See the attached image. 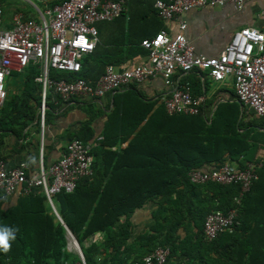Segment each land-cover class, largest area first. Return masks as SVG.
I'll use <instances>...</instances> for the list:
<instances>
[{
  "label": "trees",
  "instance_id": "16d2710c",
  "mask_svg": "<svg viewBox=\"0 0 264 264\" xmlns=\"http://www.w3.org/2000/svg\"><path fill=\"white\" fill-rule=\"evenodd\" d=\"M63 1L49 0L48 4L53 7ZM154 2L125 0L127 16L134 18L141 15L137 21L139 38L133 42V50H139L138 46L142 48L141 41L159 31L160 20L153 9ZM96 48L98 44L86 57L94 59ZM126 60L127 56L117 62L124 63ZM100 64L103 71L99 77L111 62L101 60ZM25 72L21 94L13 96L7 103V109L3 107L0 111V121L1 117H5L4 121L17 124L21 129L25 123H19L20 115L27 117V111L32 108L29 101L39 107L40 99L36 96L40 98L41 90L40 84L35 82L36 69L29 66ZM50 75L54 80L82 78L88 81L81 72L72 75L51 71ZM207 79L211 80L204 73L192 71L183 82L189 84L193 97H202ZM222 104L228 108L217 107L210 118L204 116L202 108L195 116L168 115L162 103L164 115L154 123L159 125L158 133L154 125H150V121L154 120L150 116L144 120L146 123L143 126V131L148 134L143 145L151 149L144 158L147 163L154 162L159 167L123 170L116 167L110 172V178L104 180L108 173L105 167L108 160L104 153L102 162L105 169H98V163L92 161L89 177L80 179L71 193L62 192L51 198L64 226L80 247L83 263L76 253L67 249V232L49 213L43 193L31 192L18 197L9 207L0 202V227L6 226L15 232V239L9 241L10 247L6 251L0 248V264H135L157 247L169 250L170 264H264V197L256 196L264 167L257 173L258 178L250 191L241 199L239 225L232 233L220 234L212 241L204 239V218L210 212H227L235 207L233 198L239 186H196L188 180L190 171L203 170L205 166H216L230 160L236 163L238 169H243L247 161H252L257 140L250 131L244 130L247 125L240 119V104L237 101ZM46 106L44 125L52 116L50 107ZM22 109L26 110L22 112ZM259 125H264L262 119ZM87 126L69 141L88 142L90 130ZM153 133L159 136H153ZM101 144L99 142L98 145ZM98 145L92 148V157ZM155 150L159 153L164 150L168 155L161 158ZM166 162L175 164L167 165ZM149 203L156 204L153 222L144 229L145 232L133 237L131 219L135 212ZM95 233L103 235L101 244L85 245V241ZM132 238L140 246L139 254L130 247ZM131 254H136L132 261Z\"/></svg>",
  "mask_w": 264,
  "mask_h": 264
},
{
  "label": "built area",
  "instance_id": "2783aa9c",
  "mask_svg": "<svg viewBox=\"0 0 264 264\" xmlns=\"http://www.w3.org/2000/svg\"><path fill=\"white\" fill-rule=\"evenodd\" d=\"M225 5L242 11L245 0H155L153 9L159 20L167 24L177 22L174 33L162 29L151 38L142 40L140 46L146 51L144 64L118 69L108 65L95 82L82 78L54 80L50 73L79 74L83 58L98 44L96 24L119 18L126 10L125 0H65L53 7L33 5L34 16L14 13L9 21L5 20L0 6V111L7 99L6 79L12 72L22 74L31 66L37 72L35 82L41 86L38 109L41 128L50 93L58 97L62 105H67L77 99L98 100L127 85L156 77H160L169 88L163 99L166 113L195 116L200 113L204 99L193 97L183 78L197 71L205 73L214 83L231 78L236 101L264 122V19L259 29L235 31L220 55L213 58L196 55L186 38L183 18L189 11ZM100 140L69 141L58 160L47 167L40 160L35 174L28 173L25 162L8 167L0 159V202L40 192L45 195L47 203L52 204L54 195L71 193L80 179L92 174L90 152ZM263 167L264 153L260 161L248 162L240 170H233L228 162H224L188 173L192 185L239 186L233 198L235 207L227 212H210L204 218L205 240L212 241L220 234L233 232L238 225L241 199L250 191L258 178V170ZM135 264H170L169 250L157 247Z\"/></svg>",
  "mask_w": 264,
  "mask_h": 264
},
{
  "label": "crops",
  "instance_id": "0c3cea01",
  "mask_svg": "<svg viewBox=\"0 0 264 264\" xmlns=\"http://www.w3.org/2000/svg\"><path fill=\"white\" fill-rule=\"evenodd\" d=\"M24 1L27 4H17L13 0H0L5 20L9 21L14 13H21L27 17L34 16L33 5L35 6V4L27 0ZM36 2H40L41 6L49 5V0H36ZM28 4L33 7L34 11L29 8ZM263 9L264 0H245L242 11H236L232 5L191 10L183 18L186 23V38L196 55L207 58L217 57L235 31L242 28H261L264 19ZM125 11L124 16L111 23L96 24L98 32L96 54L94 59L88 56L85 58L86 62L85 59L82 61L81 73L88 81L93 82L102 73L101 60L110 61L109 65L117 69L146 62L145 51L139 46V50H133L132 46L133 42H137L139 38L137 21L141 15L131 18L127 16V10ZM176 23L174 21L167 24L159 21V31L168 29L174 33ZM127 26L129 27L127 28ZM126 56L127 60L124 63L117 62ZM25 77L26 72L22 74L12 72L11 76L6 79L7 99L4 104L6 109L10 99L21 94ZM206 82L208 83L202 89V98L204 99L202 110L204 116L211 118L216 103L236 100L231 78L228 77L221 83H214L208 79ZM168 92L169 88L164 85L163 80L156 77L141 83L127 85L113 95H107L98 100L77 99L67 105H62L58 97L50 93L47 105L48 108L50 107L49 111L52 116L50 121L43 124V128L40 125L37 126L39 107L29 101V106L32 107L31 112L27 111L26 118H24L25 114H21L22 117H19V123H25L23 129L17 124H9L4 121L5 117H1L0 158L8 167H15L25 162L29 167V174H35L40 160L45 167L58 160L64 153L67 142L73 135L78 134L81 128L88 125L90 130L88 142L101 138L99 142L102 144L98 145L99 148L94 152L92 160L98 163V169L103 170L105 167L108 169L107 177L104 180L110 178V172L116 167L120 170L157 168L159 166H156V163L152 160L153 163H147L144 158L151 149L143 145L146 135H148L143 131V126L146 123L144 120L150 116V118H154L152 122L150 121V125H154V130L158 133L159 125L154 123L159 122L164 115L162 103ZM37 98L40 99L39 95L36 96ZM210 101H213L211 105L208 104ZM25 110L22 109V112ZM240 110V119L247 125L244 130L250 131L257 140L252 161L246 163L258 162L264 153V125H259L260 118L247 108L240 106ZM142 117H144L143 120H140ZM153 136L159 135L153 133ZM41 149L42 156H40ZM155 152L159 153L157 150ZM104 153L108 160L105 167V163L102 162ZM167 155L168 152L164 150L159 153L161 158L167 157ZM226 162L233 170H240L236 163L230 160H226ZM166 164L174 165L175 163L166 162ZM205 168L207 167L205 166ZM256 196L264 197V172H262V178L259 179ZM15 200L8 199L2 205L9 207ZM242 201L238 207V218ZM155 209L156 204L149 203L143 209L135 212L131 219L133 237L150 226L153 222ZM250 223L251 221L248 222V224ZM102 239L101 233H95L85 241V245L101 244ZM130 247L135 253L140 251V246L136 244L134 238L130 241ZM135 255L131 254V261L136 257ZM64 264H68V262Z\"/></svg>",
  "mask_w": 264,
  "mask_h": 264
},
{
  "label": "clouds",
  "instance_id": "9594fccd",
  "mask_svg": "<svg viewBox=\"0 0 264 264\" xmlns=\"http://www.w3.org/2000/svg\"><path fill=\"white\" fill-rule=\"evenodd\" d=\"M15 239V232L13 229H9L8 227H0V248L3 250H7L10 245L9 241Z\"/></svg>",
  "mask_w": 264,
  "mask_h": 264
},
{
  "label": "water",
  "instance_id": "95a60500",
  "mask_svg": "<svg viewBox=\"0 0 264 264\" xmlns=\"http://www.w3.org/2000/svg\"><path fill=\"white\" fill-rule=\"evenodd\" d=\"M48 206H49V208H50L52 214L54 215V217L57 219V221H58L61 225H63V227L65 228V230H66V232H67L66 238H68V236H71V237H72V239H73V241H74L75 252L77 253V255L79 256L80 260H81L82 263H83L82 252H81V250H80V247H79L77 241H76L75 238L71 235V233L67 230V228L64 226L62 220L60 219V217H59V215L57 214V212H56L55 208L53 207V205L50 204V203H48ZM67 249H68V247H67ZM68 250H69V249H68Z\"/></svg>",
  "mask_w": 264,
  "mask_h": 264
},
{
  "label": "rangeland",
  "instance_id": "374dc122",
  "mask_svg": "<svg viewBox=\"0 0 264 264\" xmlns=\"http://www.w3.org/2000/svg\"><path fill=\"white\" fill-rule=\"evenodd\" d=\"M8 1H9V0H8ZM13 1H15L17 4H24V3L27 4L24 0H13ZM27 1H30V2L34 3L35 5H38V4H39V7H42V6H41V3H40V2H36V0H27ZM28 5H29V4H28ZM29 8H30L31 10H33V7L30 6V5H29ZM33 11H34V10H33ZM222 103H224V102L216 103L214 108H215V109H216L217 107H218V109L228 108L227 105H223ZM215 109H214V111H215ZM233 109H235V107H233ZM46 204H47V203H46ZM47 208H48L49 213L52 214V212H51V210H50L48 204H47ZM68 239H69V236H68ZM68 249L70 250V252H72V253H76L74 249H71V248H69V247H68Z\"/></svg>",
  "mask_w": 264,
  "mask_h": 264
},
{
  "label": "bare ground",
  "instance_id": "6f19581e",
  "mask_svg": "<svg viewBox=\"0 0 264 264\" xmlns=\"http://www.w3.org/2000/svg\"><path fill=\"white\" fill-rule=\"evenodd\" d=\"M67 241H68V247L75 250L74 241L71 236H69V239L67 238Z\"/></svg>",
  "mask_w": 264,
  "mask_h": 264
}]
</instances>
